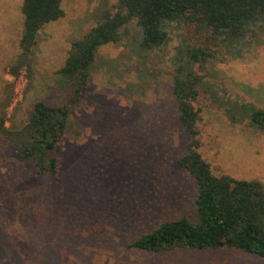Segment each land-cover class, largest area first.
Listing matches in <instances>:
<instances>
[{
	"label": "rangeland",
	"instance_id": "1",
	"mask_svg": "<svg viewBox=\"0 0 264 264\" xmlns=\"http://www.w3.org/2000/svg\"><path fill=\"white\" fill-rule=\"evenodd\" d=\"M22 3L0 0V103L13 97L8 127L15 131L35 103H63L69 84L57 72L72 43L119 6V0H63L66 16L39 36L33 75L14 79L9 67L19 53ZM120 33L119 43L99 50L89 90L72 108L55 152L58 178L38 175L0 139V264H264L231 248L159 255L129 248L167 221L196 218V180L179 164L190 138L171 84L174 58L190 45L217 53L199 70L203 158L217 177L264 186V131L245 115L264 110V21L229 42L237 59L191 24H173L168 44L148 52L136 21Z\"/></svg>",
	"mask_w": 264,
	"mask_h": 264
},
{
	"label": "trees",
	"instance_id": "2",
	"mask_svg": "<svg viewBox=\"0 0 264 264\" xmlns=\"http://www.w3.org/2000/svg\"><path fill=\"white\" fill-rule=\"evenodd\" d=\"M21 12L19 53L9 67L14 79L23 72L29 77L33 75L41 32L66 16L63 0H23ZM132 21L141 30L139 45L147 52L166 46L168 30L176 23L193 25L207 41L226 46L223 48L227 55L233 56L227 47L229 42L243 39L252 26L264 21V0H119L117 12L107 10L102 22L72 43L68 58L57 72L69 84L63 103H35L28 122L17 131L8 127V109L13 97H5L0 103V139L8 140L18 157L36 168L38 175L47 178L61 175V159L55 152L68 129L72 108L89 90L91 70L99 50L119 43L121 29ZM216 54L214 49L190 45L174 58L171 75L178 119L190 138L187 154L179 164L196 180V218L167 221L136 238L129 248L158 255L178 250L231 248L264 259V186L255 180L215 176L200 152L199 125L203 117L196 104L203 76L199 70L215 59ZM8 88L14 90V85ZM241 107V112L248 108ZM251 110L245 115L251 124L264 131V110ZM228 116L234 123L238 121L231 108Z\"/></svg>",
	"mask_w": 264,
	"mask_h": 264
},
{
	"label": "built area",
	"instance_id": "3",
	"mask_svg": "<svg viewBox=\"0 0 264 264\" xmlns=\"http://www.w3.org/2000/svg\"><path fill=\"white\" fill-rule=\"evenodd\" d=\"M23 73H24V72H23ZM21 76H22V75H21ZM21 76H20V77H21Z\"/></svg>",
	"mask_w": 264,
	"mask_h": 264
}]
</instances>
